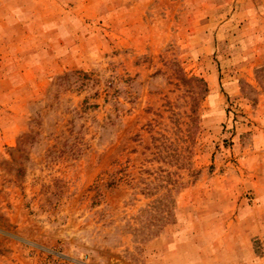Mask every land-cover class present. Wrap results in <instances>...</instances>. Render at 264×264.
Returning <instances> with one entry per match:
<instances>
[{
  "label": "rangeland",
  "instance_id": "rangeland-1",
  "mask_svg": "<svg viewBox=\"0 0 264 264\" xmlns=\"http://www.w3.org/2000/svg\"><path fill=\"white\" fill-rule=\"evenodd\" d=\"M264 0H0V264L264 254Z\"/></svg>",
  "mask_w": 264,
  "mask_h": 264
},
{
  "label": "crops",
  "instance_id": "crops-1",
  "mask_svg": "<svg viewBox=\"0 0 264 264\" xmlns=\"http://www.w3.org/2000/svg\"><path fill=\"white\" fill-rule=\"evenodd\" d=\"M258 237V239H263L264 234H260ZM237 240L242 242L228 245V248L235 252V257L231 260L233 264H264V254H255L252 238L243 236V238Z\"/></svg>",
  "mask_w": 264,
  "mask_h": 264
}]
</instances>
